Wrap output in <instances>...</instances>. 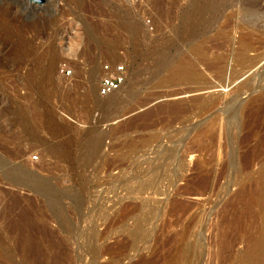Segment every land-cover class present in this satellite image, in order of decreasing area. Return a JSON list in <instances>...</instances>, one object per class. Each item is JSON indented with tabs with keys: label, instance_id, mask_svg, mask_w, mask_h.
<instances>
[{
	"label": "rangeland",
	"instance_id": "1",
	"mask_svg": "<svg viewBox=\"0 0 264 264\" xmlns=\"http://www.w3.org/2000/svg\"><path fill=\"white\" fill-rule=\"evenodd\" d=\"M263 190L264 0H0V264H264Z\"/></svg>",
	"mask_w": 264,
	"mask_h": 264
},
{
	"label": "built area",
	"instance_id": "2",
	"mask_svg": "<svg viewBox=\"0 0 264 264\" xmlns=\"http://www.w3.org/2000/svg\"><path fill=\"white\" fill-rule=\"evenodd\" d=\"M128 69V64L124 60L104 61L102 63V73L98 84L100 94L107 95L120 89L127 82ZM62 70H66V74L71 73L70 68L62 67Z\"/></svg>",
	"mask_w": 264,
	"mask_h": 264
},
{
	"label": "bare ground",
	"instance_id": "3",
	"mask_svg": "<svg viewBox=\"0 0 264 264\" xmlns=\"http://www.w3.org/2000/svg\"><path fill=\"white\" fill-rule=\"evenodd\" d=\"M52 66L54 67V65H52ZM53 69H54V68H53ZM53 69L49 67V68H48V73H50L51 70H53ZM97 71H98V70H97ZM51 73H52V72H51ZM90 73H91L92 77H94L95 69H91V72H90ZM179 74H180V72H177V70L174 69V70L170 73V77H175L176 75H179ZM122 87H123V86H122ZM122 87H121V88H122ZM121 88H120V89H121ZM120 89H118V90H116V91H114V92H118ZM114 92H113V93H114ZM175 109H176V108H175ZM263 191H264V190H263ZM263 194H264V193L261 192V196H260L261 198L263 197V196H262ZM263 199H264V198H263ZM263 199H262V200H263ZM258 245H259V246H256V244H255V245H254L255 247L253 246L255 250H258V251L256 252V254H258V255H262V254H264V247H263L261 244H259V243H258ZM255 250H254V252H255Z\"/></svg>",
	"mask_w": 264,
	"mask_h": 264
}]
</instances>
